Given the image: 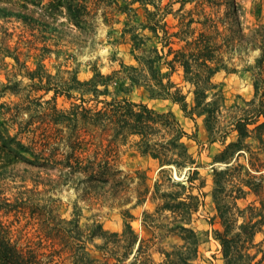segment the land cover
Listing matches in <instances>:
<instances>
[{"label": "trees", "instance_id": "16d2710c", "mask_svg": "<svg viewBox=\"0 0 264 264\" xmlns=\"http://www.w3.org/2000/svg\"><path fill=\"white\" fill-rule=\"evenodd\" d=\"M25 1L24 4H19L20 9H29L27 1L35 4V0ZM36 1L41 10L37 14L38 18H34L28 12L12 10L4 6H0V18L13 16L27 24L33 21L36 24L53 25L46 20H55L63 10L71 24L76 26L82 23L80 19L82 12L85 11V0L83 2L51 0L46 5L41 4L42 0ZM193 2H195L193 8L184 10L187 3ZM181 3L182 6L177 11L178 23L175 32L159 27V19L157 20L156 16H160V8H157L158 12L151 13L153 22L150 21L146 28L158 39L161 49L153 47L139 52L134 56L138 63L137 67L121 64L119 70L109 75L93 69L92 77L81 81L75 69L66 71L68 78L62 79L47 74L44 65L38 62L35 70H26V76L30 81L37 78L39 83L33 85L38 87V90L54 91V96L65 94L71 98L72 93L78 91L81 94L82 103L91 100H85V94H93L94 99L102 103L98 110L84 107L82 103L73 104L66 114L69 126L68 141L73 152L76 151L82 156L88 152H96L97 156L100 151H105L103 141H107L110 147L116 143L125 144L129 137H135L132 143L135 151L157 160L161 166H173L176 170L186 171L185 180L177 183L181 191L165 192L160 196L155 194L152 197L153 200L163 199L157 210L169 211L177 215V228L187 244V254L179 263L172 262L173 260L169 259L170 254L166 253V264H190L189 262L196 258L197 254V238L194 231L187 225L190 224L193 213L197 212L200 205L199 195H194L192 191L194 188L203 187V181L200 185L194 184L195 180L199 179V172L196 170L197 161L183 140L190 136L172 112H158L146 104L133 103L126 98L98 100L99 95L108 96L110 94L108 87L112 83L122 88L128 81L132 86H144L152 96L169 99L172 103L179 105L187 115L205 116V127L211 142L224 141L229 132L235 131L238 140L229 143L224 152L216 157V162H224L228 165L220 170L214 169L213 173L215 218L220 224V228L214 230V237L221 245L223 264H263L264 240L255 242V235L261 232L264 225V121L259 123L260 117L264 118V24L257 23L253 27L244 29L240 22L238 14L240 8L236 0H181ZM222 5L226 8L223 14H219L220 10L216 9ZM124 9L127 10L128 7ZM255 11H259V8ZM48 12L50 14H47ZM45 14L47 19L44 20ZM159 28L162 31L161 36H159ZM131 40L133 50H139V45L143 44L141 38L134 36ZM174 45L178 47L174 48ZM255 52L257 56L254 57V63L248 64V58ZM13 58L18 63V59ZM57 59L58 55L55 57V60ZM177 71H181L183 82L190 85L186 93L170 78ZM220 71L250 72L255 89L253 99L242 101L243 105L232 106L233 114H230L231 120L226 124L222 114L225 107L224 100L217 90L218 85L213 82V76ZM43 81L46 83L43 84ZM98 86H103L105 89L98 90ZM6 87L12 91L10 86ZM190 93L193 99L191 103H188L187 96ZM0 108L5 109L3 104H0ZM4 114L5 112H0V117ZM20 114L19 110H15L13 118L17 119ZM4 124L5 122H0V264H65V260H68L70 264L120 262V257L112 258L115 260L113 262L107 250L105 253L109 257L106 256L103 260L90 256L87 245L94 237L107 239L108 235L118 237L119 234H109L99 223L81 229L77 216L71 220L61 218L49 196L52 190L51 180L44 179L47 182H42V185L48 189L42 191H36L35 187L27 188L23 184L19 185L9 180L10 173L17 164L22 162L46 172L52 170V166L43 157V161L37 164L22 158L19 151H27L28 148L18 141L20 131L10 136ZM251 125H254L252 129L249 128ZM79 126L83 128L84 136L79 134ZM253 133L259 143L260 151L258 152L251 151L250 146L243 143L244 139L251 137ZM241 151L249 152L248 166L240 163L238 158L232 161L234 154ZM243 152L238 153V156ZM69 167H71L69 174L80 173L91 183L99 182L105 186L110 180L117 179L118 182L127 184L121 180V177L119 178L122 172L113 170L108 162H91L85 165L79 164L77 168ZM166 172L164 169L160 170V174ZM141 180L144 190L139 194L138 203L140 204L150 192V188L145 185V175ZM171 180L172 178L168 177V181ZM159 184L158 181L154 183V190L159 191ZM187 189H189L188 192H186ZM154 193L155 191H152V194ZM38 194H46L49 197L38 201L35 198ZM248 195H254L255 200L241 209L237 205V200L244 199ZM25 211L30 212L39 230L44 232L47 239L59 245L60 249H53L52 245L43 251L41 244L37 247H32L30 244L21 246L17 239H13L11 235L13 223L6 225L1 217L12 212L16 214ZM123 216L125 219H132L128 211ZM240 219H243L241 223H239ZM70 230H74L79 236L72 240V236H67ZM85 235L87 238L84 239ZM120 236L113 245L116 250L123 249L125 254H129L134 249L138 238L129 222L125 221L124 230ZM189 245H192V248H188ZM104 248L107 249L108 246ZM98 249L100 250L101 247ZM110 251L113 255H118L116 251ZM62 252L67 253L68 256L59 258ZM134 259L132 264H154L147 255V251L143 250L142 242L137 247Z\"/></svg>", "mask_w": 264, "mask_h": 264}, {"label": "rangeland", "instance_id": "374dc122", "mask_svg": "<svg viewBox=\"0 0 264 264\" xmlns=\"http://www.w3.org/2000/svg\"><path fill=\"white\" fill-rule=\"evenodd\" d=\"M49 1L51 0H42L41 4L46 5ZM25 2V0H0V6L28 12L34 18H38L37 14L41 12L38 1L35 0V4L27 1L29 9H20L19 4ZM236 2L240 8L238 14L244 29L253 27L257 23L264 24V0H236ZM84 4L85 11L82 12L80 19L82 23L76 26L71 24L63 10L55 20H46L53 25L36 24L33 21L27 24L13 16L0 18V104L5 108H0V112H5L0 117V122H5L4 126H7L10 136L20 131L18 141L28 148L27 151H19L22 158L34 164L42 162L45 158L52 166V170L46 172L22 162L10 173L9 180L19 185L23 184L27 188L35 187L36 191L48 189L42 185V182H47L44 179L51 180L52 190L49 196L61 218L71 220L77 216L81 229L99 223L109 234L118 233V237L108 235L107 239H103L97 236L89 241L87 251L94 259L103 260L110 255L113 262L120 257L121 261H116V264H132L137 247L142 242L143 250L147 251L154 264H166V253L170 254L169 259L173 260L172 262L179 263L187 254V244L177 228V215L169 211L157 210L163 199L153 200L152 197L155 194L160 196L165 192L181 191L177 183L185 180L186 171L176 170L173 166H161L157 160L141 155L132 146L135 137H129L125 144L116 143L110 147L107 141H103L105 151H100L97 156L96 152H88L83 156L76 151L73 152L68 141L69 126L66 114L73 104L82 103L81 94L74 91L73 97L69 98L65 94L54 96V91L38 90V87L33 85L39 83L38 79L30 81L26 76V70H35L37 63L40 62L44 65L47 74L66 79L68 74L65 72L75 69L78 79L86 81L92 77L93 69L109 75L119 70L121 64L137 67L135 55L153 47L161 49L158 39L146 28L150 21L153 22L151 13L158 12L157 8H160V16H156V19H159V27L175 32L178 23L177 11L182 6L181 0H126V2L125 0H85ZM194 4L195 2L187 3L184 10L193 8ZM124 7L128 9L125 10ZM225 8L226 6L222 5L216 10H220L219 14H223ZM256 8H259V11H255ZM169 10L171 11L166 14ZM45 17L44 20L47 19L46 14ZM161 35L160 30L159 36ZM134 36L140 37L143 41V44L139 45V50H133L131 39ZM177 47L178 45H174V48ZM48 50L51 52L48 53ZM57 55L58 59L55 60ZM255 56L257 52L248 58V64L254 63ZM13 57L18 59V63ZM163 71L166 72L165 69ZM181 74V71H177L170 78L186 93L190 85L183 82ZM250 75V72L220 71L213 76V82L218 85L217 90L224 100L225 107L222 114L225 124L231 120L230 114L234 104L243 105L242 101L253 99L255 89ZM45 83L46 81H43V84ZM6 86H10L12 91ZM97 88L105 89L103 86ZM108 91L110 93L108 96L99 95L98 100L126 98L133 103L146 104L158 112H172L189 134L190 138L185 137L183 140L197 161L196 170L199 172V179H196L194 184L200 185L203 181V187L194 188L192 191L194 195H199L200 205L197 212L193 213L190 224L187 225L197 238L196 258L189 263L223 264L221 245L214 237V230L219 229L220 224L215 218L213 173L214 169L220 170L228 165L224 162H216V157L224 152L229 143L238 140L237 133L231 131L224 141L211 142L205 127V116L187 115L179 105L169 99L152 96L144 86H132L128 81L122 88L112 83ZM84 99H91L82 103L84 107L98 110L102 106V103L94 99L93 94H85ZM192 99V93L188 94L187 102L191 103ZM15 110L21 112L17 119L13 118ZM263 121L264 118L260 117L259 123ZM253 127L254 125L249 126L250 129ZM78 129H80L79 134L84 136L83 128L79 126ZM254 136L253 133L251 137L245 138L243 143L250 146L251 151L258 152L259 143ZM241 152H236L232 161L238 158L240 163L248 166L249 152H243L238 156ZM91 162H108L113 170L122 172L119 178L121 177L120 179L127 184L120 183L116 179V182L110 180L104 186L99 182H89L80 173L69 174L71 172L69 166L77 168L79 164L85 165ZM163 169L167 172L160 174V170ZM143 175L146 177L145 185L150 188V192L140 204L139 194L144 190L141 180ZM168 177L172 180L168 181ZM156 181L160 183L159 191L154 190ZM152 191L155 193L152 194ZM49 196L38 194L35 198L41 201ZM254 200V195H248L244 199L237 200V205L244 209ZM126 211L132 219L124 218L123 214ZM29 213L28 211L16 214L12 212L1 217L6 225L13 223L11 226L13 239H17L21 246L30 244L32 247H37L41 244L43 251L52 245L53 249H60L59 245L45 237L44 232L39 230V226L35 224ZM242 220L240 219L239 223ZM125 221L130 223L138 237L134 249L129 254H125L123 249L116 250L113 245L116 239L121 237ZM69 235L72 236V240L79 236L74 230H70L67 236ZM263 240L264 225L261 232L255 235V242ZM105 246L108 248L105 249ZM98 247H101V251ZM189 247L192 248V245ZM106 250L109 251L108 255L105 253ZM110 250L116 251L118 255H113ZM67 256V253L62 252L58 257ZM65 261V264H70L68 260Z\"/></svg>", "mask_w": 264, "mask_h": 264}]
</instances>
